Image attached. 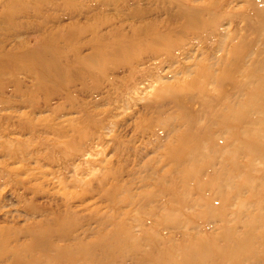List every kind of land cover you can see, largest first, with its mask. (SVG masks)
Masks as SVG:
<instances>
[{"label":"rangeland","instance_id":"obj_1","mask_svg":"<svg viewBox=\"0 0 264 264\" xmlns=\"http://www.w3.org/2000/svg\"><path fill=\"white\" fill-rule=\"evenodd\" d=\"M102 1L199 7L210 28L177 59L152 60L124 78L107 76V93L76 92L81 111L47 89L28 63L0 72V264H14L12 254L17 264H200L207 250L204 264H264V0L75 2L85 8ZM13 5L22 16L0 23V45L38 55L44 36L78 19L77 33L95 12L85 8L73 20L63 0ZM174 72L185 83L173 91L179 106L158 115L143 111ZM190 87L198 104L185 97ZM205 95L207 110L198 108ZM239 101L247 102L248 118L234 136L224 129L215 163L199 178L176 176L163 152ZM140 119L144 130L136 136L133 121ZM113 126L116 141L107 134ZM62 133L65 145L57 138ZM124 237L121 253L97 258Z\"/></svg>","mask_w":264,"mask_h":264},{"label":"bare ground","instance_id":"obj_2","mask_svg":"<svg viewBox=\"0 0 264 264\" xmlns=\"http://www.w3.org/2000/svg\"><path fill=\"white\" fill-rule=\"evenodd\" d=\"M14 1L18 0H6L3 3L5 6H2L1 11L5 7L8 10L4 13L0 12V23L9 25L16 18L22 16L23 11L13 5ZM63 1L72 5L69 10H64V15H68L73 20L79 16V14L75 15V12L83 13L89 8L95 10L91 16L93 21L90 25L82 26L81 31L76 30L77 33L74 32L75 29L72 26L78 23V19L70 25L58 27L54 33L44 36L45 41L42 42V52L39 55L33 50H13L0 45V72L8 67L14 68L15 65L28 63L32 65L35 72L37 71L38 79L44 81L45 85L48 84L47 89L61 92L66 102L72 107L79 108L80 111L83 104L73 98L76 92L99 93L101 90L109 92V89H105L103 85V83L108 84L109 87L112 85V79H107V76L120 72L124 74V78L126 74L129 75L133 71H141L144 69V65L152 60H157L162 64V61H166L172 56L177 59L178 53L176 52L178 50H185V46L192 39L206 35L207 29L210 28V20L202 19L201 9L186 4H179L174 9L170 4L164 6L157 2L143 7L140 2L114 1L108 3L102 1L101 3L91 2L85 6V9L84 6L77 4L76 0ZM56 9H58L57 6ZM108 9L111 12H108ZM56 36L62 37L61 45L57 43ZM178 78L177 72H174L170 83L163 81L153 98L144 104L143 111L158 115L169 104L179 106L180 98L173 91L184 90L185 83L177 82ZM223 78H225L224 73L218 71L217 84H221L220 81ZM176 82L177 84H175ZM191 85L193 84L191 83ZM191 88L194 89V87H190V94L185 97L189 102L194 101L195 105L198 102L194 100ZM201 99L204 102L201 100L202 103L198 105V108L203 107L207 110L209 98L205 95ZM236 106L237 109L232 112L218 113L214 116L215 118H207L202 127L196 131L187 129L173 146L163 152V155L173 164L172 172L176 176L187 182L201 177L203 171L215 163L220 156V152L215 150H220L224 143L222 136L225 132L224 129L234 136L233 132L236 131L237 124L248 118V114H246L247 102L239 101ZM92 116L93 114L88 113L85 122ZM93 121L91 120V122ZM144 121L146 120L133 121V130L136 136L142 135ZM107 130V134L112 135L115 140L117 138L115 126L107 128ZM66 137H68L67 133L57 136L58 139L61 138L63 145L69 141L65 139ZM120 142L122 143V141ZM17 156L15 154L14 157L10 156L8 159L16 160ZM19 168L11 169L18 170ZM30 177L33 176L29 175L28 178L30 179ZM183 190L185 191V189ZM169 201L172 199L169 198ZM108 247H104L105 250L100 253L98 259H108L116 252L121 253L122 248L127 247V239L124 237V240L114 248ZM207 251H204L205 257L209 255ZM205 257L200 259V264H204ZM12 261L14 264H17L18 261L13 254ZM168 264L173 263L168 262Z\"/></svg>","mask_w":264,"mask_h":264}]
</instances>
